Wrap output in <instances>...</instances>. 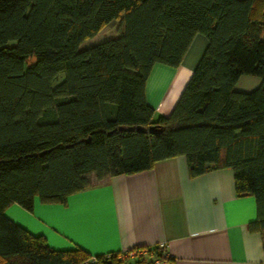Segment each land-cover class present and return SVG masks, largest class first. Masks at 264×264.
I'll return each mask as SVG.
<instances>
[{"label":"trees","instance_id":"obj_1","mask_svg":"<svg viewBox=\"0 0 264 264\" xmlns=\"http://www.w3.org/2000/svg\"><path fill=\"white\" fill-rule=\"evenodd\" d=\"M116 19V37L83 47ZM196 33L205 51L170 114L155 117L148 75L177 67ZM242 75L261 83L238 91ZM178 155L190 177L233 171L264 242V0H0V264H119L118 253L52 249L5 209L65 204L92 174Z\"/></svg>","mask_w":264,"mask_h":264},{"label":"crops","instance_id":"obj_2","mask_svg":"<svg viewBox=\"0 0 264 264\" xmlns=\"http://www.w3.org/2000/svg\"><path fill=\"white\" fill-rule=\"evenodd\" d=\"M206 46L196 33L177 67L153 65L145 97L155 117L170 114ZM243 76L238 91L261 83ZM91 176V185L65 204L36 199L29 211L13 203L5 215L56 250L80 247L96 256L164 242L172 264H264L262 237L249 228L257 214L255 198L236 193L231 169L190 177L185 157L178 155L140 172Z\"/></svg>","mask_w":264,"mask_h":264},{"label":"built area","instance_id":"obj_3","mask_svg":"<svg viewBox=\"0 0 264 264\" xmlns=\"http://www.w3.org/2000/svg\"><path fill=\"white\" fill-rule=\"evenodd\" d=\"M166 244L161 242L158 244V253L153 254L147 248H133L127 251H121L116 254V259L119 264H172V257L167 251ZM110 255L106 254L104 258H109ZM99 264L95 257H92L88 264Z\"/></svg>","mask_w":264,"mask_h":264},{"label":"rangeland","instance_id":"obj_4","mask_svg":"<svg viewBox=\"0 0 264 264\" xmlns=\"http://www.w3.org/2000/svg\"><path fill=\"white\" fill-rule=\"evenodd\" d=\"M122 30V25L120 19H116L108 23L100 32H98L94 37L89 38L83 42V47H87L98 42L103 41L106 38L116 37ZM252 77L250 75H244L241 80L247 77ZM252 78H258L257 76ZM92 177V176H91ZM38 200V199H37Z\"/></svg>","mask_w":264,"mask_h":264},{"label":"water","instance_id":"obj_5","mask_svg":"<svg viewBox=\"0 0 264 264\" xmlns=\"http://www.w3.org/2000/svg\"><path fill=\"white\" fill-rule=\"evenodd\" d=\"M150 131H151V132H153V130H152V129H150Z\"/></svg>","mask_w":264,"mask_h":264}]
</instances>
